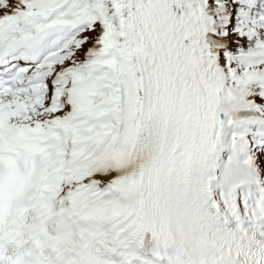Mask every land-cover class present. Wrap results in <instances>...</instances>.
Wrapping results in <instances>:
<instances>
[{"label": "snow or ice", "instance_id": "obj_1", "mask_svg": "<svg viewBox=\"0 0 264 264\" xmlns=\"http://www.w3.org/2000/svg\"><path fill=\"white\" fill-rule=\"evenodd\" d=\"M0 264H264V0H0Z\"/></svg>", "mask_w": 264, "mask_h": 264}]
</instances>
